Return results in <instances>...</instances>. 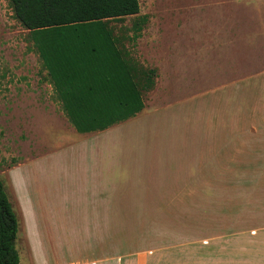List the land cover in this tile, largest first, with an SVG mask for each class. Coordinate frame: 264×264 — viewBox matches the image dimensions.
<instances>
[{"label": "rangeland", "instance_id": "1", "mask_svg": "<svg viewBox=\"0 0 264 264\" xmlns=\"http://www.w3.org/2000/svg\"><path fill=\"white\" fill-rule=\"evenodd\" d=\"M138 2L137 16H147L148 21L134 45L127 41L124 44L140 65L157 72L154 88L143 94L144 109L138 115L150 117L86 138H94L91 147L106 144L114 155L134 150V157H114L113 166L138 167L142 224L153 249L162 251L165 233L181 227L180 213L186 205L181 196L183 187L195 180L198 136L202 141L208 139V146L201 143L199 168L210 170L211 135L216 128L225 127L219 125L221 96L229 97L233 131L242 133L243 129L252 128L258 118V107L264 98V76L253 74L264 69V0ZM261 2L262 7L257 9ZM132 21L133 17H126L108 24L115 36H121ZM26 35L7 0H0V180L9 201V170L72 143L76 135L84 136L74 131L58 107L41 61ZM256 36L259 49L249 44ZM233 42L235 49L231 52ZM231 53L233 59L228 61ZM227 84L236 86V90L227 93L218 89ZM151 116L156 122L149 126ZM146 122L147 131L132 141L127 134L136 126L145 127ZM110 134L117 139L122 136V142L107 146L105 140ZM130 159L136 164H130ZM37 173L43 190L46 184L54 186V178L42 166ZM205 179L210 180L206 175ZM252 190L255 195L262 186ZM187 191L190 193V189ZM254 198L263 199L256 195ZM191 207L188 212H194ZM12 210L16 212L13 205ZM15 248L19 264H31L25 240L18 238Z\"/></svg>", "mask_w": 264, "mask_h": 264}, {"label": "crops", "instance_id": "2", "mask_svg": "<svg viewBox=\"0 0 264 264\" xmlns=\"http://www.w3.org/2000/svg\"><path fill=\"white\" fill-rule=\"evenodd\" d=\"M249 41L259 49L258 36ZM230 45L233 52L234 42ZM253 76H264V69ZM235 87L218 89L229 93ZM229 103V97L221 96L219 125L225 130L216 128L211 135L210 170L198 165L201 143L208 146V139L196 138V176L183 187L181 227L165 233L162 251L153 249L142 224L137 186L141 173L132 164L135 160L130 159L132 165L126 169L113 166L114 157H134V150L114 155L106 144L91 147L94 138L75 134L72 143L9 170L7 192L16 210V242L25 240L31 264H264V98L252 128L242 133L233 131ZM145 117L150 116L125 123ZM151 117L149 126L156 122ZM146 125L136 126L128 137L135 141L147 131ZM110 135L107 146L122 142V136ZM39 166L54 178L55 187L41 188ZM261 186L255 195L263 199L255 201V191L250 190ZM191 205L194 212H188Z\"/></svg>", "mask_w": 264, "mask_h": 264}, {"label": "trees", "instance_id": "3", "mask_svg": "<svg viewBox=\"0 0 264 264\" xmlns=\"http://www.w3.org/2000/svg\"><path fill=\"white\" fill-rule=\"evenodd\" d=\"M27 31L61 110L74 131L90 135L136 118L157 72L140 65L124 42L141 37L147 16L138 0H7ZM133 17L115 36L110 20ZM17 220L0 180V264H19Z\"/></svg>", "mask_w": 264, "mask_h": 264}]
</instances>
